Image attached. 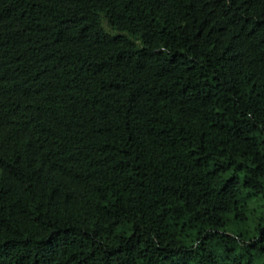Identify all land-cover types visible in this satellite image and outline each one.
I'll list each match as a JSON object with an SVG mask.
<instances>
[{"label": "trees", "instance_id": "obj_1", "mask_svg": "<svg viewBox=\"0 0 264 264\" xmlns=\"http://www.w3.org/2000/svg\"><path fill=\"white\" fill-rule=\"evenodd\" d=\"M264 0H0V264H264Z\"/></svg>", "mask_w": 264, "mask_h": 264}, {"label": "rangeland", "instance_id": "obj_2", "mask_svg": "<svg viewBox=\"0 0 264 264\" xmlns=\"http://www.w3.org/2000/svg\"><path fill=\"white\" fill-rule=\"evenodd\" d=\"M258 207L261 211H264V203H258Z\"/></svg>", "mask_w": 264, "mask_h": 264}]
</instances>
